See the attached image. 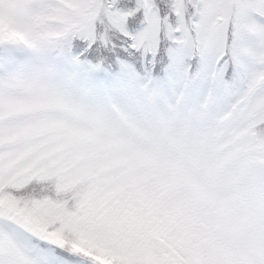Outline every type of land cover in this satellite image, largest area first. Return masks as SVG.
I'll list each match as a JSON object with an SVG mask.
<instances>
[{"label": "snow or ice", "instance_id": "obj_1", "mask_svg": "<svg viewBox=\"0 0 264 264\" xmlns=\"http://www.w3.org/2000/svg\"><path fill=\"white\" fill-rule=\"evenodd\" d=\"M0 264H264V0H0Z\"/></svg>", "mask_w": 264, "mask_h": 264}]
</instances>
